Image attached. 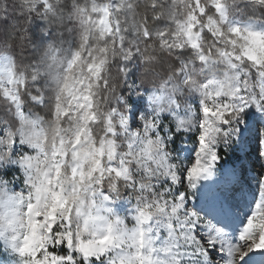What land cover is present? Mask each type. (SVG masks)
Segmentation results:
<instances>
[{
    "label": "snow or ice",
    "instance_id": "1",
    "mask_svg": "<svg viewBox=\"0 0 264 264\" xmlns=\"http://www.w3.org/2000/svg\"><path fill=\"white\" fill-rule=\"evenodd\" d=\"M0 264H264V0H0Z\"/></svg>",
    "mask_w": 264,
    "mask_h": 264
}]
</instances>
